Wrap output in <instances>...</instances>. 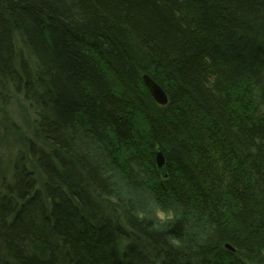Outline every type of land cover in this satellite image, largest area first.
<instances>
[{"label":"trees","instance_id":"trees-1","mask_svg":"<svg viewBox=\"0 0 264 264\" xmlns=\"http://www.w3.org/2000/svg\"><path fill=\"white\" fill-rule=\"evenodd\" d=\"M0 116V264H264V0H0Z\"/></svg>","mask_w":264,"mask_h":264},{"label":"rangeland","instance_id":"rangeland-1","mask_svg":"<svg viewBox=\"0 0 264 264\" xmlns=\"http://www.w3.org/2000/svg\"><path fill=\"white\" fill-rule=\"evenodd\" d=\"M144 86L146 87V84H145V82H144ZM14 102L15 103H17L15 100H14ZM13 106H14V104L12 103V102H10ZM10 104V105H11ZM10 105H9V107H10ZM23 105L25 106V104L23 103ZM3 107H4V105H2ZM21 106H22V104H21ZM15 107V106H14ZM25 111V112H24ZM24 111L21 109V112L23 113V115L25 116V119L28 121V124H27V126H23L22 127V131H23V134H26L27 132H26V130H28V126H29V128L31 129L32 127H33V125H34V123H33V120H32V114H31V109H24ZM4 122H5V120L3 121V118H2V116H0V161H1V159H3L4 158V153H5V150L7 151V153L10 155L11 153H16L17 151H23V153L25 154V155H29V150H28V148H29V146L28 145H24V147H21L20 145H18L17 144V142L19 141L18 139H15L14 137H17L16 136V134H15V132H14V130H6L5 132H3V130H4ZM144 122V121H143ZM142 122V123H143ZM142 123H141V125H142ZM8 123H6V125H7ZM27 138H31V140L33 139L32 138V135H28L27 136ZM21 139H23L22 137H21ZM20 139V140H21ZM24 140V139H23ZM27 141H29V140H27ZM30 142V141H29ZM33 142H36V143H41L42 145H43V141H42V139H38L36 136H35V138L33 139ZM3 144V145H2ZM5 144L7 145V148L5 147ZM38 169H39V167H38ZM4 172V171H3ZM5 174L7 175L8 173L5 171ZM121 187L123 188V189H125V188H127V186H125L124 184L123 185H121ZM13 189V188H12ZM128 190V189H127ZM150 205V204H149ZM150 210H151V213L153 212V213H155V215L158 217V218H160V219H166L167 217H171V215H167L166 213H164V212H161L160 210H158V209H156V208H153V209H151L150 208ZM106 215V214H105Z\"/></svg>","mask_w":264,"mask_h":264},{"label":"water","instance_id":"water-1","mask_svg":"<svg viewBox=\"0 0 264 264\" xmlns=\"http://www.w3.org/2000/svg\"><path fill=\"white\" fill-rule=\"evenodd\" d=\"M143 79L146 86H148L151 89L152 91L151 93L154 99L158 103L167 104L168 96L164 88L159 83L154 82L153 78L149 74H145ZM151 84L155 85L156 88L151 87ZM156 165L158 170L161 172V174L163 176H166L167 175L166 159L164 153L160 149L156 151Z\"/></svg>","mask_w":264,"mask_h":264},{"label":"bare ground","instance_id":"bare-ground-1","mask_svg":"<svg viewBox=\"0 0 264 264\" xmlns=\"http://www.w3.org/2000/svg\"><path fill=\"white\" fill-rule=\"evenodd\" d=\"M153 80H154V82H156V83H159V82H157L154 78H153ZM160 84V83H159ZM151 87H153V88H156L155 87V85H153V84H151ZM146 89H147V91H148V94L154 99V97H153V95H152V91H151V89L148 87V86H146ZM166 94H167V96H168V93L166 92ZM168 99H169V97H168ZM159 105H162V106H165V105H167V104H161V103H158ZM162 152H163V150L160 148V146L158 147ZM164 153V152H163ZM155 159H156V152H155ZM156 167H157V165H156ZM158 169V168H157ZM41 176V175H40ZM98 192V194L101 196V195H103V193L104 192H102L101 190H99V191H97ZM150 204V205H149ZM149 204L146 206V211H148L149 212V214H152V215H154L155 216V213H151V210H150V208L151 209H153L154 208V203H151L150 201H149ZM157 205V204H156ZM158 206V205H157ZM159 207V206H158ZM156 209H158V208H156ZM158 210H160V209H158ZM161 212H163L162 210H160ZM144 215V214H143ZM133 237H136L134 234L132 235ZM233 249L234 250H236V248H234L233 247ZM238 251H242L241 249H237ZM207 262V261H206ZM238 263H241V264H243L242 262H241V260L240 259H235L234 260V264H238Z\"/></svg>","mask_w":264,"mask_h":264}]
</instances>
